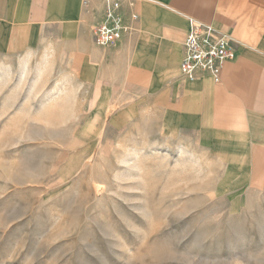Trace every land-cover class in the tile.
Returning <instances> with one entry per match:
<instances>
[{
  "label": "rangeland",
  "instance_id": "1",
  "mask_svg": "<svg viewBox=\"0 0 264 264\" xmlns=\"http://www.w3.org/2000/svg\"><path fill=\"white\" fill-rule=\"evenodd\" d=\"M8 63L0 60V264H247L262 253L246 246L264 240V201L238 206L209 158L156 143L149 123L118 130L99 105L58 102L35 87L36 64L25 73Z\"/></svg>",
  "mask_w": 264,
  "mask_h": 264
},
{
  "label": "crops",
  "instance_id": "2",
  "mask_svg": "<svg viewBox=\"0 0 264 264\" xmlns=\"http://www.w3.org/2000/svg\"><path fill=\"white\" fill-rule=\"evenodd\" d=\"M104 9V0H0V60L23 72L36 64V88H52L58 102L99 105L118 130L145 122L156 143L193 147L222 170L238 206L264 201V0H135L124 7L134 29L109 47L92 33ZM192 20L234 40L220 82L181 71ZM247 244L263 250L247 264H264V240Z\"/></svg>",
  "mask_w": 264,
  "mask_h": 264
},
{
  "label": "built area",
  "instance_id": "3",
  "mask_svg": "<svg viewBox=\"0 0 264 264\" xmlns=\"http://www.w3.org/2000/svg\"><path fill=\"white\" fill-rule=\"evenodd\" d=\"M105 9L101 20L93 27L95 43L100 47L116 45L125 33L134 27L127 23L125 5L134 6L135 0H104ZM131 19L138 20L132 13ZM236 56L234 40L213 24L192 20L191 28L184 42V56L181 71L191 81L203 76H212L220 82L226 62Z\"/></svg>",
  "mask_w": 264,
  "mask_h": 264
},
{
  "label": "bare ground",
  "instance_id": "4",
  "mask_svg": "<svg viewBox=\"0 0 264 264\" xmlns=\"http://www.w3.org/2000/svg\"><path fill=\"white\" fill-rule=\"evenodd\" d=\"M113 111V110H112Z\"/></svg>",
  "mask_w": 264,
  "mask_h": 264
}]
</instances>
